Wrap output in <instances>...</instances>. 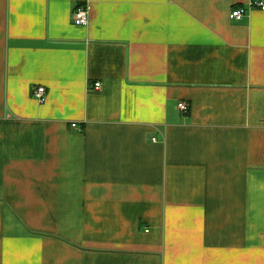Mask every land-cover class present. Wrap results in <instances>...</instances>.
<instances>
[{"label": "crops", "instance_id": "obj_1", "mask_svg": "<svg viewBox=\"0 0 264 264\" xmlns=\"http://www.w3.org/2000/svg\"><path fill=\"white\" fill-rule=\"evenodd\" d=\"M251 1L0 0V264H264Z\"/></svg>", "mask_w": 264, "mask_h": 264}, {"label": "built area", "instance_id": "obj_2", "mask_svg": "<svg viewBox=\"0 0 264 264\" xmlns=\"http://www.w3.org/2000/svg\"><path fill=\"white\" fill-rule=\"evenodd\" d=\"M249 11L251 10H259L261 12H264V0H253L249 3ZM247 14V9L245 8H239V9H235L232 13H231V19L235 20V21H242ZM89 15H90V8L89 7H79L73 14V23L76 26L79 27H85L88 25L89 23ZM101 84L97 83L95 84V90L99 91L101 89ZM33 97L34 99L43 104L45 103L46 99H47V89L43 86L37 87L34 91H33ZM180 109L182 111H187L188 110V105L187 104H180L179 105ZM72 127L74 129L78 128L77 124H73ZM155 141V139H154Z\"/></svg>", "mask_w": 264, "mask_h": 264}]
</instances>
